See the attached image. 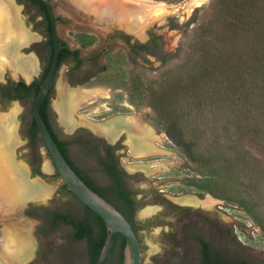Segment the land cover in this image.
I'll return each instance as SVG.
<instances>
[{
    "label": "rangeland",
    "instance_id": "rangeland-1",
    "mask_svg": "<svg viewBox=\"0 0 264 264\" xmlns=\"http://www.w3.org/2000/svg\"><path fill=\"white\" fill-rule=\"evenodd\" d=\"M52 1L56 13L66 19V25L59 28L60 36L71 47L81 49L82 57L107 47L101 60L105 70L92 66L90 71L95 77L85 85L72 87H102L109 95L77 111L76 119L81 121L80 116L90 110L95 111L91 116L95 123L115 116L140 115L159 136L157 144L162 151L148 158L133 155L130 134L117 151L119 164L128 173L126 184L140 202L136 219L143 225L150 221L148 227L139 230L143 264H197L198 247L185 244L180 233L188 216L175 217V204L212 211L220 225L219 240L226 241H219L220 246L224 244L227 253L237 260L264 264V0H207L184 21L178 15H170L163 24H153L143 38L117 26L108 31L99 28L95 15L81 10L73 0ZM154 1L178 4L184 0ZM14 2L22 22L37 36L29 45L42 41L40 31L44 25L37 20L33 8L28 4L25 11L22 1ZM173 24L178 27L172 28ZM120 32L140 42L156 35L162 43L161 51L173 57L166 64L154 56L132 62ZM23 54L38 58L39 77L47 64L44 49L40 55L30 49ZM68 68L62 66L58 80L66 87ZM8 75L13 79L23 76H15L8 67L0 84L8 81ZM58 84L50 103L55 129L61 138L70 141L75 163L88 176L108 185L110 179L98 158L80 141L81 130L93 134L92 127L81 124L68 132L61 122L55 107L60 96ZM15 104L0 99V119ZM18 104L21 142L14 151V160L30 175L32 164L37 163L44 176L31 175V180L41 176L42 182L52 187L44 202L30 200L22 209L23 220L32 221L24 230L31 238L33 251L21 264H89L86 244L74 240L70 226L61 224L44 233L43 221L26 215L28 209L38 205L72 212L79 218L83 212L70 194L61 192L63 181L55 176L56 169L45 146H28L25 136L32 118V103L26 100ZM170 122L182 129L193 145L194 155L167 136ZM46 164L50 171H45ZM191 178L205 181L206 188L189 186ZM186 197L195 198L197 203L185 202L182 198ZM2 199L4 196H0ZM148 209L154 211L146 214ZM4 224L5 221L0 222V243L6 240ZM170 229L180 244H170Z\"/></svg>",
    "mask_w": 264,
    "mask_h": 264
},
{
    "label": "bare ground",
    "instance_id": "bare-ground-1",
    "mask_svg": "<svg viewBox=\"0 0 264 264\" xmlns=\"http://www.w3.org/2000/svg\"><path fill=\"white\" fill-rule=\"evenodd\" d=\"M73 1L81 10L95 15V22L99 28L108 31L117 26L143 38L146 29L153 24H163L170 15H178L181 21H184L207 0H184L178 4L154 0ZM36 37L22 22L14 0H0V79L4 78L8 67L15 76L22 74L27 80L39 73L38 58L34 54L22 53V47L28 46ZM58 91L60 96L55 102V107L67 130L72 131L76 126L86 124L114 141L123 130L133 126L138 132V135L130 133L132 153L135 157L148 158L162 151L157 144L160 139L155 129L140 115L115 116L110 120L95 123L91 120L92 113L95 111L90 110L80 116L81 121L76 119L77 111L93 104L99 98L108 97L107 89L66 87V84L60 80ZM20 110V105L16 103L11 111L3 114L0 119V196H4V199L0 200V212L4 211L0 216V222L5 221L3 232L6 239L0 243V264L4 261L10 264H21L32 255V241L24 230L29 228L32 221L27 223L23 220L22 209L30 200L38 199L44 202L52 191V187L46 183L31 180L27 169L17 165L14 160V151L21 142L18 135ZM44 169L50 171V166L46 164ZM182 199L188 203H197L195 198ZM152 211L154 209H148L145 213L149 214Z\"/></svg>",
    "mask_w": 264,
    "mask_h": 264
},
{
    "label": "trees",
    "instance_id": "trees-1",
    "mask_svg": "<svg viewBox=\"0 0 264 264\" xmlns=\"http://www.w3.org/2000/svg\"><path fill=\"white\" fill-rule=\"evenodd\" d=\"M24 1V0H20ZM33 4L40 5L45 12L46 19L48 20V32L49 39L44 42V51L46 52L47 64L44 67V72L40 76V80L43 81L46 77L53 58V40L51 36V27L49 23V18L47 15V10L44 4L40 0H28ZM243 12V15L246 13ZM61 18L60 16H58ZM177 24H173L172 28H177ZM120 39L126 42L129 47V59L132 62H136L138 58L147 60V56H154L166 64L173 56L164 54L161 51L162 43L158 36H152L147 42L133 41L132 37L124 32H120ZM60 58H59V69L66 61V58L71 54L80 55L81 49L72 50L70 44L64 40L60 39ZM106 52V51H105ZM104 52V53H105ZM103 52L97 53L94 56H101ZM255 57L251 58V61ZM212 61V60H211ZM215 62V61H212ZM209 65V64H208ZM106 68V67H104ZM105 70V69H103ZM40 81V82H41ZM90 80L86 79L82 84L88 83ZM40 82L34 80L32 83L27 84L24 80L12 81L10 80L6 84H0V91L3 98L8 100H30L32 103V114H33V104L34 100L39 91ZM78 82H74L76 85ZM53 95V89L49 93L45 103L42 106V115L50 128L55 140L57 141L60 149L64 153L65 157L75 169V171L80 175V177L98 194L103 198L111 202L115 207H117L125 217L133 224V228L139 235V230L141 227H148L149 222L147 221L145 225L141 224L136 219V212L140 205V202L136 199L134 193L128 188L126 184L125 175L126 173L120 169L118 157L115 154L114 147L106 144L102 139L94 137L87 130H81L80 141L88 147L91 154L98 158V161L105 173L110 177L111 182L107 186H102L92 177L88 176L81 167H79L75 161L72 159L70 154V141L65 140L60 137L56 129L52 125L51 117V97ZM39 128L33 119V124L30 129V135L32 139H35L39 134ZM167 136L177 145L185 149L190 155H194L195 151L193 145L188 141L184 135V132L176 122H170L166 128ZM101 149H103L104 154H101ZM58 177H60L57 172ZM189 186H193L199 190H204L206 188V182L198 180L196 178H191L187 183ZM61 192L63 194H70L75 202L82 209V217H78L72 212H60L53 211L48 208H30L26 211L28 216L42 219L43 226L41 231L44 233L52 232L55 228H58L61 224L70 226L73 229V238L76 241H84L86 244V252L89 260V264H96L101 250L105 244L108 230L103 219L84 203H82L67 187L66 184H62ZM126 247V239L121 233H116L113 237V244L108 257L106 258L104 264H124V253ZM206 253V250H205ZM202 264H250L244 262H236L225 257L221 252L213 259L205 260Z\"/></svg>",
    "mask_w": 264,
    "mask_h": 264
},
{
    "label": "water",
    "instance_id": "water-1",
    "mask_svg": "<svg viewBox=\"0 0 264 264\" xmlns=\"http://www.w3.org/2000/svg\"><path fill=\"white\" fill-rule=\"evenodd\" d=\"M16 1V0H14ZM46 7L50 27L51 36L53 40V58L50 69L43 81H40L39 91L33 104V116L34 120L39 128L41 136L45 142V146L49 156L55 166L56 171L59 173L64 184L68 189L87 207L96 212L105 222L108 235L105 244L101 250V253L96 261V264H104L108 257L113 244V237L116 233H121L126 239V247L124 253V264H143V252L141 242L138 234L133 228V224L125 217V215L115 207L111 202L103 198L100 194L95 192L75 171L71 166L64 153L60 149L57 141L55 140L50 128L48 127L43 115L42 106L45 103L49 93L53 89L54 85L58 84L62 67L59 70V58L61 53L60 48V26L56 20V12L53 9L50 0H40ZM30 46V45H28ZM28 46L22 47V50ZM23 52V51H22ZM37 78L35 75L32 79L27 80L22 76L20 79H14L15 81L24 80L25 83L30 84ZM72 87V86H71ZM56 91V88H55ZM53 96V95H52ZM12 102L18 103L19 100H13ZM75 130V129H74ZM69 131L68 132H73ZM93 131L95 137L104 138L108 142L110 141L106 136L100 134L98 131ZM30 175V172H29ZM31 177V175H30ZM32 179V178H31ZM36 180L43 181L41 176H38ZM31 219V218H29Z\"/></svg>",
    "mask_w": 264,
    "mask_h": 264
},
{
    "label": "flooded vegetation",
    "instance_id": "flooded-vegetation-1",
    "mask_svg": "<svg viewBox=\"0 0 264 264\" xmlns=\"http://www.w3.org/2000/svg\"><path fill=\"white\" fill-rule=\"evenodd\" d=\"M16 1L20 2V0H16ZM50 2H51L53 9L55 10L53 1L50 0ZM28 4L33 8V11L36 14L37 20H39V22L42 25H44L43 26L44 29H42L40 31L41 36L43 38L42 41L34 42L29 47L30 50L34 51L37 55H40L41 50L44 49V46H45L44 42L49 39L48 20L46 19V15H45V12L43 11L42 7L40 5L33 4L32 2H30L28 0H24L21 3V5L23 6L25 11L28 7ZM58 16H60L61 18H59ZM56 20H57V23L59 26L66 25V19L63 16L57 14ZM60 39H63V38H60ZM108 39H107V41H108ZM107 41H106V43L108 44L109 42H107ZM126 45H128V44L126 43ZM128 47H129V45H128ZM70 48L72 50L79 49V48H73L71 46H70ZM106 48L107 47L105 45V47L101 51L92 53V54L88 55L87 57H82V53H80V55L71 54L70 56H68V58H66V61L64 62L63 65H67L69 67L67 69V74H66L69 86H72L74 82H78L76 85H85V84H82L83 81H85L86 79L90 80L91 78H94L95 74L90 71L92 66H95V65L98 66L99 65L100 69H104V65H101V60H102V57L105 55L104 52L107 50ZM29 49H28V47L24 48L22 50L23 51L22 53L29 51ZM129 49H130V47H129ZM101 52H103V54L101 56H94L95 54L101 53ZM148 56H150V55H148ZM43 72H44V69H43L42 73ZM42 73L40 74V76L42 75ZM40 76L37 77L35 80H40L39 79ZM10 80L15 81L12 77H10L8 75V81L6 83H8ZM6 83H4V84H6ZM73 86H75V85H73ZM55 88H56V84L53 87V94L55 92ZM0 99H1V101H5V102L13 101V100H8L6 98H3L1 91H0ZM19 101L23 102V100H19ZM50 107H51V104H50ZM33 119H34V116L32 114L30 126L27 130L25 140L27 141L29 147H31L32 149H37L38 145H44L45 146V142H44L40 132L36 136L35 139L31 138L30 129H31L32 124H33ZM51 122H52L53 128L55 129L54 122L53 121H51ZM130 133H132L134 135H136V134L138 135V132L134 129V127L129 126L128 128H126L125 130H123L119 134L118 138L116 139V141H117L116 144H112L104 138H101V139L106 144H109V145L114 147L115 154L118 157V155H117L118 148L121 145L122 140L125 139ZM45 148H46V146H45ZM31 167H32V169H31L32 170L31 171L32 176H35V175L44 176V173H43L41 167L37 163L32 164ZM120 169L126 173V175H125V179H126L128 176V173L123 169V167L121 165H120ZM55 176L58 177L57 171L55 172ZM108 178L110 179L109 176H108ZM110 182H111V179H110ZM99 184H101V183H99ZM101 185L107 186L106 184H101ZM199 199H201V198H199ZM174 206H175V210H176V213L174 214L175 217L185 218L186 216H188L186 218V221H184L185 223H183L181 225L180 233H181L183 240L185 242H187L185 244H191V245L198 247V250H197L198 255L196 256L197 257V264H202L205 260L215 258L219 252H221L225 257H227L228 259H230L232 261L247 263V261L237 260V259L233 258L231 255H229L227 253L228 249L225 247L224 244L222 246H220V243H219V241H220L219 240V238H220L219 226L220 225L218 222V218H216L214 216L212 211H210L204 207L195 208V207L184 206V205H179V204H175ZM31 208H48V207H46L44 205H38V206H33ZM193 215H195V217H193ZM28 217L31 218V216H28ZM33 218L34 217H32L31 219H33ZM35 219H38V218H35ZM39 220L43 221L42 219H39ZM170 231H171V233L168 234L169 240L172 242L170 244L172 246H176V245L180 244V243H178V239H176V237H175V233L172 232L171 229H170ZM138 236H139V239L141 242V247L143 250V245H142L140 234ZM220 242L226 243V241H224V240H222ZM220 247H221V249H220ZM205 250H206V253H205Z\"/></svg>",
    "mask_w": 264,
    "mask_h": 264
}]
</instances>
